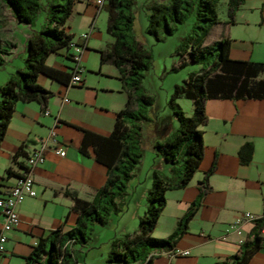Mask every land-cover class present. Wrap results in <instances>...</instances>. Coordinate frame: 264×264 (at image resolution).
Segmentation results:
<instances>
[{"label":"crops","instance_id":"crops-1","mask_svg":"<svg viewBox=\"0 0 264 264\" xmlns=\"http://www.w3.org/2000/svg\"><path fill=\"white\" fill-rule=\"evenodd\" d=\"M104 10V5L98 4L97 0H78L68 22L67 31L75 38L90 31L82 56L84 85L61 82L41 74L39 82L54 91L48 105L50 114H45L37 101L18 102L0 148V196L7 194L17 177L25 171L23 166L26 158L19 156L14 161V155L20 150L31 154L41 146L43 139L49 136L54 127L58 139L66 148V155L57 154L51 146L47 150L46 160L33 169L38 194L27 197L19 205L21 222L8 233L6 249L0 253V264H26L25 258L32 252L34 245L64 223L73 205L66 191L91 200L107 181V166L96 159L93 151L90 150L89 155L80 151L84 137L81 128L110 134L117 113L126 107L129 100L118 67L111 62L101 63V50L107 49L114 41L108 32L111 39H107L106 44L100 40L104 38L100 25L105 17L108 24L109 15L106 16ZM220 19L222 22L218 25L226 29L223 35L232 39V58L264 62V0H246L234 24L227 22L228 15ZM30 28L15 20L10 9L0 0V36L5 41L17 43L8 63L14 62L18 56V41L23 42L26 56L25 44L32 33ZM93 53L100 55V69L87 66ZM48 63L66 72H70L72 66L67 49L51 55ZM23 65L24 62L16 67ZM16 71L10 69L4 73L0 85ZM260 77L264 78V74ZM207 113L209 122L201 127L205 156L200 169L186 188L167 193V206L153 233L158 238H166L175 231L180 219L197 199L199 184L205 172L217 158L216 170L210 176L212 190L205 196L176 245L182 250H189L190 254L173 257L163 253L155 258L153 264H214L236 254L251 236L255 219L264 216V98L210 99ZM157 119V124L152 122L145 125L146 145L154 153L155 141L168 135L177 126L173 120L165 124L160 118ZM247 141L254 144V154L249 164H242L239 150ZM158 158L162 165L153 166V169L168 172L169 166L162 158ZM7 169H11L13 174H8ZM139 170L131 182V193L136 192L142 183ZM151 185L152 181L144 187L143 197H147ZM246 213L252 216L246 217ZM77 217L78 212L71 211L64 231L76 226ZM2 223L3 215L0 213V228ZM233 225H237V228H233ZM99 228L101 226L97 228L93 242L75 245L79 264H120L109 261L111 240L115 236L137 230L138 226L123 229L105 243L99 241ZM262 236V248L253 256L250 264H264V229Z\"/></svg>","mask_w":264,"mask_h":264},{"label":"trees","instance_id":"trees-1","mask_svg":"<svg viewBox=\"0 0 264 264\" xmlns=\"http://www.w3.org/2000/svg\"><path fill=\"white\" fill-rule=\"evenodd\" d=\"M10 9L15 20L32 28L25 48L24 65L17 68L8 80L0 85V148L7 135L18 102L37 101L42 111L48 109L54 91L39 82L41 74L52 79L70 83V72L48 63L51 55L70 47L75 36L67 31L68 22L78 0H1ZM90 1V0H86ZM222 0H149L146 4L149 17L148 32L158 41L172 35L179 24L190 16L195 17L192 30L183 37L176 53L180 57L178 69L190 62L200 63L199 70H193L188 79L175 85L170 104L179 125L168 135L157 139L154 150L157 157L169 166L168 172L154 169L152 185L147 193V210L140 216L134 232L115 236L111 240L109 261L120 264H153L155 258L176 248L185 234L190 220L202 205L205 196L212 190L210 176L217 166V158L205 172L199 184L197 199L180 219L175 231L166 238L153 235L160 217L167 206V193L186 188L200 169L205 156V141L202 126L209 122L207 103L210 99L264 98V62L240 60L231 57L232 39L224 36L213 46L206 41L213 28L222 21L219 4ZM137 0H104L108 12L107 32L113 37L111 45L101 50V63L111 62L118 67L121 79L129 94L125 108L116 116L112 132L104 135L81 128L84 137L80 151L107 166L108 178L93 199L87 200L76 193L66 191L73 200L71 210L64 223L49 236L41 238L26 256V264H79L75 245H85L96 239L97 228L111 224L114 215L123 211L131 182L142 162L146 148L145 125L152 123L148 106L154 98L144 89L143 79L152 67L153 53L134 34L135 5ZM246 0H227L228 23H236L237 13ZM47 10V21L36 29L38 15ZM219 46L218 57L213 51ZM17 48V43L5 41L0 36V70ZM212 55V58L208 56ZM72 61V59H71ZM193 101L194 112L188 115L178 103L180 98ZM157 124V123H156ZM254 154V144L245 142L239 157L242 164H249ZM26 159L29 154L18 151ZM27 161L24 164L26 168ZM8 174H13L7 169ZM20 176V175H19ZM18 176V177H19ZM71 211L78 212L76 226L64 231ZM264 216L255 219L251 236L244 241L240 250L214 264H250L253 256L262 248Z\"/></svg>","mask_w":264,"mask_h":264},{"label":"rangeland","instance_id":"rangeland-1","mask_svg":"<svg viewBox=\"0 0 264 264\" xmlns=\"http://www.w3.org/2000/svg\"><path fill=\"white\" fill-rule=\"evenodd\" d=\"M148 1L149 0H137L136 2L134 34L136 38L153 53L152 67L146 71V76L143 79L145 91L154 98L152 105L148 106L149 114L154 123H157V118H160L159 120H163L165 124H169L173 120L178 126L179 123L174 117L173 109L170 104L171 95L174 91L175 85L188 79L190 73L194 69H199L201 64L190 62L188 65L174 69V66H177L180 61L176 49L181 44L183 37L192 30L195 17L193 15L190 16L186 22L178 25V28L172 35H168L166 39L158 41L147 30L149 17L146 4ZM43 2H45V0H43ZM227 9V0H222L219 4L220 17H227ZM104 12L105 15L108 16L107 11L104 10ZM46 21L47 10L44 9L38 15L35 21V27L40 29L42 24ZM100 26L102 27L101 31L104 33V38H102L103 41L102 39L100 40L106 44L107 39H111V36L107 33L106 17L105 20H103V24ZM225 31L226 29L223 25H217L208 36L206 44L213 46L216 41L224 37L223 34ZM213 51L216 53L215 57H218L219 46L216 45ZM23 56H25L23 42L18 41V56L15 58L14 62L7 63L5 67L0 70V78L4 73L10 71V69H17L16 66L24 62L22 59ZM208 56L210 59L212 58L210 53H208ZM87 66H89L90 69H100V55L93 53L91 55L90 63ZM107 67L108 66H106L105 69ZM178 103L184 108L188 115L193 114L194 104L192 100L183 97L178 100ZM161 165L162 162L160 159L155 155L151 147L146 145L145 154L139 166L140 170L138 171L142 183L134 193H131L132 191H130L129 188L130 194L126 199V203L123 205V211L120 214L113 216L111 224L99 228L101 231L98 236L101 243L109 242L115 234L122 232L125 228L133 229L138 226L140 216L144 215L147 210V199L142 196V191L148 183L151 184V176L154 171L153 166L160 167Z\"/></svg>","mask_w":264,"mask_h":264},{"label":"built area","instance_id":"built-area-1","mask_svg":"<svg viewBox=\"0 0 264 264\" xmlns=\"http://www.w3.org/2000/svg\"><path fill=\"white\" fill-rule=\"evenodd\" d=\"M97 3L104 4V0H97ZM89 37L90 31L83 32L80 37L75 38L71 44L69 56L72 59L71 83L73 85H84L85 68L82 65V56L86 49V42ZM65 101H68V99H65ZM45 114H50V111L47 109ZM57 136L58 132L54 127L50 130L49 136L43 139L41 146L29 154L26 159L27 164L24 173L17 177V181L10 191L5 195L0 196V213L3 215V223L0 228V253L6 249L9 239L8 233L20 225L21 217L18 212L19 205L27 197H35L38 194L33 169L46 160L47 150L51 146H53V149L57 154L61 156L66 155V148ZM251 216V213H246V217ZM232 227L236 229L237 225H233ZM166 254L177 257L189 255L190 251L176 247L173 251L167 252Z\"/></svg>","mask_w":264,"mask_h":264}]
</instances>
